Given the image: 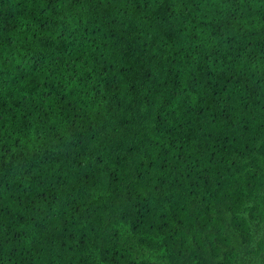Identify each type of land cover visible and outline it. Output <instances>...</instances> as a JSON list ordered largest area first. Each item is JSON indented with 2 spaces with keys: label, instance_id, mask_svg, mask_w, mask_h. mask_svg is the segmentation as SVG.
<instances>
[{
  "label": "trees",
  "instance_id": "1",
  "mask_svg": "<svg viewBox=\"0 0 264 264\" xmlns=\"http://www.w3.org/2000/svg\"><path fill=\"white\" fill-rule=\"evenodd\" d=\"M0 264H264V0H0Z\"/></svg>",
  "mask_w": 264,
  "mask_h": 264
}]
</instances>
